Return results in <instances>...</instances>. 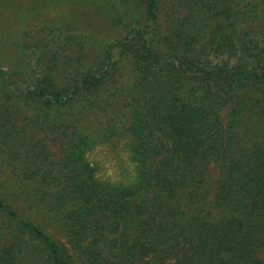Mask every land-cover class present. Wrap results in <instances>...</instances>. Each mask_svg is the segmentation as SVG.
<instances>
[{
  "label": "trees",
  "instance_id": "obj_1",
  "mask_svg": "<svg viewBox=\"0 0 264 264\" xmlns=\"http://www.w3.org/2000/svg\"><path fill=\"white\" fill-rule=\"evenodd\" d=\"M52 1L89 14L0 67V264H264V0Z\"/></svg>",
  "mask_w": 264,
  "mask_h": 264
},
{
  "label": "rangeland",
  "instance_id": "obj_2",
  "mask_svg": "<svg viewBox=\"0 0 264 264\" xmlns=\"http://www.w3.org/2000/svg\"><path fill=\"white\" fill-rule=\"evenodd\" d=\"M86 14H89L88 9L67 4L58 7V3L52 0H0V67L8 71L22 72L26 66V74L31 73L33 68L38 70L36 60L40 51L33 45L34 42L46 38L54 49H58V18H67L71 22L82 24L87 19ZM85 31L87 29L84 28L73 30ZM101 34L106 41L117 36L108 29ZM28 80L27 76H23L17 83L24 87ZM113 140L109 144L98 143L87 153L86 160L95 169L100 180L126 182L130 180L132 173L129 156L124 148V141ZM5 179L6 175L0 173L2 193L9 192L4 183ZM47 230L58 239L56 228L49 227Z\"/></svg>",
  "mask_w": 264,
  "mask_h": 264
}]
</instances>
